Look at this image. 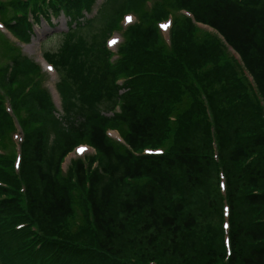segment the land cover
I'll return each instance as SVG.
<instances>
[{
    "label": "trees",
    "instance_id": "16d2710c",
    "mask_svg": "<svg viewBox=\"0 0 264 264\" xmlns=\"http://www.w3.org/2000/svg\"><path fill=\"white\" fill-rule=\"evenodd\" d=\"M147 1L108 0L86 20L96 0H0V19L26 41L30 18L68 17L45 52L62 113L37 63L12 56L0 68V264H264V0ZM167 6L240 59L185 16L168 46L157 26ZM128 11L139 22L112 60L106 37ZM5 97L26 132L19 173ZM83 142L96 155L64 174Z\"/></svg>",
    "mask_w": 264,
    "mask_h": 264
},
{
    "label": "rangeland",
    "instance_id": "374dc122",
    "mask_svg": "<svg viewBox=\"0 0 264 264\" xmlns=\"http://www.w3.org/2000/svg\"><path fill=\"white\" fill-rule=\"evenodd\" d=\"M155 1H157V0H152V2H155ZM163 2L164 1L161 0L160 3H163ZM107 3H108V0H98V2H96L94 4L93 8L96 7V9H99V11H100L99 14L97 16H95L94 12H90L88 15L84 13V16H86L85 19L86 20L98 19L99 16L101 15V13H103L102 11L105 8V6H107ZM168 3L177 6L171 0H168ZM166 9L168 12H170V11L175 10L177 8L167 6ZM181 16H185V17L191 19V16H193V14L190 12H184V9H181L179 11H172L171 13L167 14L166 18H163V19L158 21L157 26H158L159 30L162 32V34H163L162 37L168 46H171L172 41H173L172 40V31H173V27H174V21L176 20V22H177V21L182 20ZM93 17H95V18H93ZM136 21H137V16L134 13L128 12L127 15L123 19L122 26H123V28H126L127 26L133 24ZM67 22H68V17L65 15L61 16L58 19H53L54 27H52V28L48 24V22H46L45 20L40 21L38 23V25H36V27H35L34 38L32 39V41H30L28 43H23V44L19 43L17 46H19L20 48H16L17 50L16 49L9 50L12 46V43L4 34L0 33V68L4 67V65H5L4 62H9L7 59L9 57H12V56L19 58V59H23L24 57H27V58L31 59L32 61L40 64L43 72L46 75L45 87L47 86V88L50 89V91L53 95V98H54L53 101L56 103L59 110H61L60 98H59V95H58L55 87H57V84L60 80V75H59V79H58V76L55 72H53V74H51L45 69V67H43V63H44L43 56H44L46 51H55L58 49V47L62 41V36L59 34L68 30ZM101 24L98 25V28L101 27ZM196 27L200 31H205V30L199 28L197 25H196ZM204 28H206V27H204ZM210 34L218 37V35L215 33L211 32ZM199 35H204V33L199 32ZM123 37L125 38V33L123 31H115V29H112L109 32L106 39H111L109 42V46H110L111 50H113V51L117 50V48L123 42ZM228 50H229V52H231L229 47H228ZM5 59H6V61H5ZM0 76L2 78L3 74H0ZM3 89H4V91L2 92V94L4 95L5 93H7V90L5 88H3ZM3 99H4V97H3ZM8 103H11L13 106L12 99L9 97H5V106H7L6 108L9 111H11V108H10ZM115 110H116V112L120 111L119 107H116ZM11 114H12V112H11ZM108 115L109 116L114 115L113 110L110 111ZM14 118H13V121L16 125L15 126L16 129L11 132L10 138H12V136H13V142H15L16 146L19 147V144L21 143L22 137H23V142H25L26 132H25L24 126L21 124V121H20L22 116H20V119L17 117L18 120H16V118L15 119ZM107 136L110 138V140L114 141L115 143H119L121 145L126 146V144L122 143V139H124V137H123V135H121L120 131L117 128H108L107 129ZM6 150L9 151V153H11L13 151L10 147L6 148ZM92 152H93V150H91L89 148H85V151L78 152V150H76L74 153H72L69 156H71L70 158H72V159H77L80 157H85L86 155H89ZM69 156L65 160V162L67 161L65 163V169H67V167L69 166L68 165L70 162V161H68V160H70Z\"/></svg>",
    "mask_w": 264,
    "mask_h": 264
},
{
    "label": "bare ground",
    "instance_id": "6f19581e",
    "mask_svg": "<svg viewBox=\"0 0 264 264\" xmlns=\"http://www.w3.org/2000/svg\"><path fill=\"white\" fill-rule=\"evenodd\" d=\"M46 69H48V67L46 66Z\"/></svg>",
    "mask_w": 264,
    "mask_h": 264
}]
</instances>
